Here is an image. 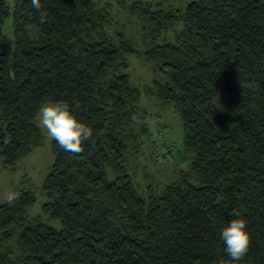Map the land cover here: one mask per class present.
<instances>
[{"label":"trees","instance_id":"trees-1","mask_svg":"<svg viewBox=\"0 0 264 264\" xmlns=\"http://www.w3.org/2000/svg\"><path fill=\"white\" fill-rule=\"evenodd\" d=\"M41 4L0 0L2 166L41 143L46 100L68 104L93 137L78 154L51 139L41 208L59 227L28 213L31 189L0 202V264H227L222 231L240 217L251 245L235 264H264V0L134 1L150 29L142 50L111 27L104 3ZM134 53L164 76L150 91L181 121L187 165L161 189L142 191L127 166L147 132L141 88L125 71Z\"/></svg>","mask_w":264,"mask_h":264},{"label":"rangeland","instance_id":"rangeland-1","mask_svg":"<svg viewBox=\"0 0 264 264\" xmlns=\"http://www.w3.org/2000/svg\"><path fill=\"white\" fill-rule=\"evenodd\" d=\"M99 4H106L112 16L113 26L124 29V33L131 39L133 45L142 50L145 44L150 42V29L148 22L138 12H132L128 6L134 1L142 4L150 1L151 5L159 7L182 6L187 0H95ZM10 8L14 0H6ZM11 16H8L3 24L4 31L11 37ZM179 23L175 28H179ZM108 31L113 32L112 28ZM174 31L172 29L161 32L157 41L161 39L171 40ZM156 39V38H155ZM128 72L132 81L141 88L140 104L145 109L147 132L141 135L139 150L128 162V170L142 191L150 183L161 189L170 181L179 176V170L185 168L187 162L181 150V121L177 111L167 102H164L151 91L155 90V80L163 81L164 76L154 69L151 61H148L139 53L128 54ZM151 90V91H150ZM45 103H53L46 100ZM38 113V112H37ZM37 123V114L35 116ZM41 129V128H40ZM41 143L34 146L24 155L15 168L2 166L0 158V202L7 199L9 193H15L21 188L31 189L35 194V201L28 208V213L40 214L42 219L55 227L60 226L57 219H48L42 213L41 205L46 197L42 190V181L49 169L53 155L51 152V138L42 130Z\"/></svg>","mask_w":264,"mask_h":264},{"label":"clouds","instance_id":"clouds-1","mask_svg":"<svg viewBox=\"0 0 264 264\" xmlns=\"http://www.w3.org/2000/svg\"><path fill=\"white\" fill-rule=\"evenodd\" d=\"M32 7L36 10L42 8L41 0H31ZM47 13L42 12L40 22L44 23ZM38 126L46 131L51 139L55 140L65 151L81 153L83 142L92 140L93 130L79 121L64 102L42 104L37 113ZM18 193H9L8 202L17 199ZM233 215H236L235 210ZM222 239L226 244V253L230 257L227 264H235L241 261L249 252L251 245L250 234L247 231V220L243 217L233 219L222 231ZM219 264H226L221 259Z\"/></svg>","mask_w":264,"mask_h":264}]
</instances>
